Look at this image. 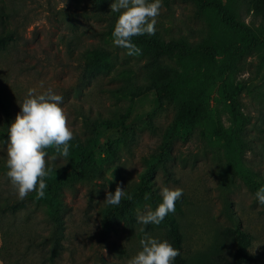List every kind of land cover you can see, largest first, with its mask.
Segmentation results:
<instances>
[{
  "label": "rangeland",
  "instance_id": "rangeland-1",
  "mask_svg": "<svg viewBox=\"0 0 264 264\" xmlns=\"http://www.w3.org/2000/svg\"><path fill=\"white\" fill-rule=\"evenodd\" d=\"M112 2L102 1L105 12H111ZM162 5L155 26L159 38H183L194 43L207 34L209 22L195 17L192 3L162 0ZM241 18L255 26L264 25V18L253 15L249 0H241ZM107 23L106 16L94 11L92 0H27L23 38L0 57V83L13 97L15 112H19L18 105L29 89L39 93L51 88L63 96L68 124L82 139L90 135L83 126V113L110 123L111 128H100L93 144L88 146L93 163L100 169L98 178L63 192L69 210L64 213L65 239L61 241L64 248L54 264H127L140 250L139 241L144 235L141 227L153 237L169 241L163 222L140 225L136 213L149 205L144 199L146 193L141 190L148 171L146 160L158 155L176 110L168 102H155L150 95L130 99L113 93V87L120 83L114 79L115 73L131 68L140 75L145 58L143 50L140 56H128L126 49L114 46L113 39L93 33ZM96 46H106L112 59L92 74L83 73L81 53ZM243 65L244 70L233 79L209 84L207 121L177 129L171 160L157 166L150 181L151 191L160 200L162 185L183 189V196L177 201L179 207L171 214L182 235V256L191 264L222 249L231 252L237 228L250 237L245 248L250 260L242 264H264V205L254 198L255 191L264 186V69L256 72L255 57L246 58ZM228 82L236 88L234 97L240 111L251 118L243 132L251 150L241 151L231 145L233 124L226 103L231 92ZM56 156V162H68L67 158ZM48 162H53L50 156ZM0 183H4L1 173ZM117 183L132 199L126 195L128 212L112 224L107 236H102L105 193L114 192ZM7 186L18 198L10 182ZM32 215L33 227L46 237L51 223L43 210ZM21 221L23 214L14 221V232L8 235L13 249H21L23 245L18 229ZM50 245L45 241L43 247L29 251L24 257L6 258L13 264H51ZM257 245L260 246L256 248Z\"/></svg>",
  "mask_w": 264,
  "mask_h": 264
},
{
  "label": "trees",
  "instance_id": "trees-1",
  "mask_svg": "<svg viewBox=\"0 0 264 264\" xmlns=\"http://www.w3.org/2000/svg\"><path fill=\"white\" fill-rule=\"evenodd\" d=\"M102 1L92 0V5L98 15L106 16L108 23L101 30L93 33L109 40L113 39L112 31L119 13L105 12L101 6ZM164 1L168 2V0ZM183 1L194 5L197 19L209 22L207 34L194 43L183 38L164 40L156 33L134 37L133 42L144 53L145 64L141 67L143 72L137 75L136 70L124 68L118 70L114 78L120 81L113 87L115 95L130 99L150 95L155 102H168L176 110L174 120L163 136L158 155L146 160L148 171L142 179L141 190L149 194L148 202L153 208L161 202L150 188L154 169L159 165L164 166L171 160V149L177 129L192 128L207 121L206 98L209 84L220 79H233L237 73L244 70L243 64L248 57L257 59L256 72L264 69V25L255 26L241 18V0H228L225 4L220 0ZM26 2L27 0H0V57L7 55L23 38L21 30H24ZM249 4L254 16L264 18V0H249ZM81 58L84 60L81 64L83 73L92 74L98 68L108 65L112 53L106 46H96L86 49L81 53ZM228 87L231 88V92L227 94L226 103L229 105L233 124L230 132L231 145L241 151L251 150L243 133L244 127L250 124L251 118L240 111V105L234 97L236 88L232 82H228ZM14 105L13 97L5 85L0 83V173L4 178V183H0L2 238L0 260L2 264H13L6 257H24L29 251L43 247L45 241H49L51 245L48 261L54 264L55 258L64 248L61 243L65 239L64 213L69 210L63 192L73 190L77 184L93 182L98 178L100 169L93 163L88 146L93 144L94 136L100 128H111L110 123L103 118H91L90 114L83 113L81 115L83 126L90 135L82 139L74 133L75 138L70 141V154L65 164L48 162L53 174L46 178L48 186L45 190V198L37 200L35 193H31L21 200L15 198L12 189L7 186L10 182L6 176L7 153L2 150L6 149L7 126L17 114ZM48 153L50 157L58 155L53 149H49ZM178 207L179 204L176 202L175 208ZM128 208V200L123 199L119 206L106 205L101 209L102 236H107L106 231L114 222L122 220ZM36 210H43L51 223L46 237L32 225L31 221H34L32 213ZM21 214L23 221L18 225V229L23 245L21 249H13L9 245L8 235L13 231L14 221ZM229 216L231 218L230 213ZM162 222L167 228L169 242L180 252L174 264H191L189 259L182 256V235L172 214L169 213ZM234 223L238 225L237 222ZM235 234L234 249L231 252L222 249L206 259H196L195 264H242L249 261L250 257L245 249L250 240L249 234L240 228L235 229Z\"/></svg>",
  "mask_w": 264,
  "mask_h": 264
},
{
  "label": "clouds",
  "instance_id": "clouds-1",
  "mask_svg": "<svg viewBox=\"0 0 264 264\" xmlns=\"http://www.w3.org/2000/svg\"><path fill=\"white\" fill-rule=\"evenodd\" d=\"M162 6V0H113L111 11L119 13L112 31L114 46L126 49L128 56L142 55V49L133 42V38L155 34ZM63 102V96L51 88L39 93L29 89L18 105L19 112L7 126L6 149H2L7 153L6 176L21 200L31 193H35L37 200L45 198L46 178L53 174L48 165L49 149L64 158L69 157L70 141L75 137L62 107ZM50 159L55 161L57 156ZM126 195L125 189L117 183L114 192L106 191L103 203L119 206ZM159 195L161 202L154 209L146 205L143 211L137 210V223L144 226L161 224L169 213L175 211V203L183 196V189L162 185ZM254 198L264 205V186L255 191ZM127 199L132 197L127 195ZM144 199H149L148 193ZM140 232L144 233L139 241L140 250L127 264H174L180 255L177 248L168 240L145 232L144 227Z\"/></svg>",
  "mask_w": 264,
  "mask_h": 264
},
{
  "label": "crops",
  "instance_id": "crops-1",
  "mask_svg": "<svg viewBox=\"0 0 264 264\" xmlns=\"http://www.w3.org/2000/svg\"><path fill=\"white\" fill-rule=\"evenodd\" d=\"M0 264H1V261H0Z\"/></svg>",
  "mask_w": 264,
  "mask_h": 264
}]
</instances>
